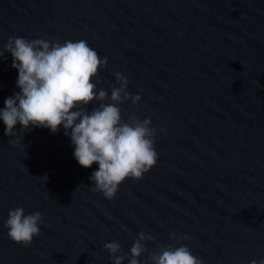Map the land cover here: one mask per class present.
<instances>
[{"label": "water", "instance_id": "water-1", "mask_svg": "<svg viewBox=\"0 0 264 264\" xmlns=\"http://www.w3.org/2000/svg\"><path fill=\"white\" fill-rule=\"evenodd\" d=\"M10 37L86 41L107 59L92 81L103 103L120 73L141 97L119 105L123 121L151 120L158 158L109 200L62 126L9 137L0 120V264H113V241L129 264L141 231L154 237L141 264L181 244L203 264L264 259V0H0V51ZM12 60L0 57V109L19 91ZM15 208L42 214L30 245L3 226Z\"/></svg>", "mask_w": 264, "mask_h": 264}, {"label": "clouds", "instance_id": "clouds-1", "mask_svg": "<svg viewBox=\"0 0 264 264\" xmlns=\"http://www.w3.org/2000/svg\"><path fill=\"white\" fill-rule=\"evenodd\" d=\"M5 51L13 57L11 66L18 71L16 86L19 89L5 99V107L0 109L6 136L16 135L17 123L24 130L42 127L52 133H57L62 126L64 135L70 136L79 165L84 168H90L93 163L99 165L89 177L94 182L92 191L103 193L109 200L115 197L126 179L139 180L155 166L158 158L154 149L156 130L150 127L151 120H140L133 113L124 122L119 107L129 99L137 104L141 97L132 96L126 90L127 79L116 73L119 87L112 88V103H103L109 99L108 93L103 89L97 93L92 81L98 70L106 66L107 59L102 60L86 41L61 44L10 37L0 57ZM94 100L101 103L86 111L85 106ZM42 220L39 212L25 215L23 208H15L9 210L3 226L12 241L27 246L40 235L38 224ZM170 236L177 240L175 234ZM153 239L143 231L137 234L130 248L129 264H141L139 258L148 252L145 241ZM183 239L190 237L185 235ZM104 249L111 254L113 264H122L125 255L120 243H105ZM148 260L150 264H203L183 244L162 246L159 253H150ZM251 264H264V259L252 260Z\"/></svg>", "mask_w": 264, "mask_h": 264}]
</instances>
